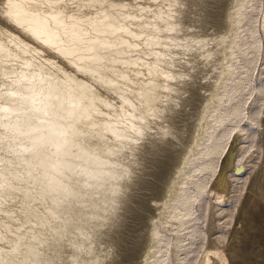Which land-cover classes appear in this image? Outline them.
<instances>
[{"label": "rangeland", "instance_id": "1", "mask_svg": "<svg viewBox=\"0 0 264 264\" xmlns=\"http://www.w3.org/2000/svg\"><path fill=\"white\" fill-rule=\"evenodd\" d=\"M52 1L57 2L54 4V11L60 8L59 11L62 10L63 13H61L64 15L73 13L92 18L88 22L92 24L91 26L86 22H80L78 26L85 29L86 37L89 38L88 34L94 37L93 40L90 35V45L85 44L89 40L87 38L83 46L85 49L82 50L80 47L85 54L79 55L86 56L83 62L75 61L76 64H74L69 57V54L77 48L74 41L72 47L66 49V54L59 52L58 48L55 50L54 47H50V50L44 49L45 58L48 57L54 62V64H47L42 54L39 55L35 49L30 50L26 45L31 44L28 40H32L31 35L25 34L22 28L23 31H20V28L17 30L15 25L13 27L15 21L12 13L5 10L2 5L0 6V44L11 50V45L13 46L14 43L8 35L4 34V30L13 32L20 40V50L16 53L15 59L21 57L24 60L29 58L35 61L21 65L20 67L28 68L25 71L23 68L16 67L13 59L9 60L8 64H4L5 57L0 56L3 60L1 62L0 59V139H2L0 140V177L6 172L3 176L9 175L10 180L15 178L14 182L11 180V183L14 189H18L17 191L10 189L13 191L12 196L8 191L10 197H5L3 203H0V222L4 221L8 225L10 223L12 230L15 227L14 233L5 236L4 248L6 246L15 248L17 244V248L23 247L25 251L22 252H26L27 247L36 245L35 240L38 238L37 243L41 240V244L38 243L40 250L31 256L26 255L27 264H143L149 247L150 255L147 256L148 260L145 264H157L160 255L162 259L160 262L174 264L172 247L175 243H179L181 248L186 247L179 249L178 252V259L183 264H264V0H245L248 9L239 29L242 37L239 44L240 50L244 51L253 41L257 42L258 48L255 51L248 50L246 52L248 56L244 54L245 59L243 54H238L236 61L230 63L231 76L222 94L225 102H223L224 105L219 103L215 105L213 115L228 113L234 108L232 105L237 104L236 106L240 107L238 117L240 119L232 118L222 126L218 124L222 129L219 136L222 138L221 146L219 152L217 151L218 154L211 158L214 167L204 171L196 170L202 163V161L198 162L201 156L193 163V166L186 168V165L191 150L197 144L196 141L202 139L205 142L202 133L207 126L204 120L209 113L208 109L206 113L205 107L210 101L208 98L216 82H220L219 70L225 64L222 48H226L228 41L225 40L230 38L227 35L232 22L229 13L235 1L216 0L218 2L212 8L210 5V11L206 15L196 8L204 0L196 3L192 9L191 7L186 10L180 8L179 12L182 13L170 12L173 16L179 14L177 20H180L181 25L179 22L177 25L181 26L178 27L180 31L177 32L175 28L173 33L176 31V34L171 32L170 36L168 32L160 33L164 41L158 48L150 46L152 51L147 50L150 48L148 43L141 42L143 45L146 43V46L139 43L144 36L146 38V35H143L146 33L132 25L135 18L131 17L136 16L137 13L139 15L142 11L144 13L143 8L152 9L155 6V0ZM165 5L159 3L157 6L169 11L171 8ZM49 6L44 9L45 6L40 4L39 8L47 12ZM122 8L127 11H122ZM137 8H141V11L136 10ZM193 8H196L197 12ZM100 13L106 16L104 18H109L107 27L110 30L106 34L102 33L103 30L98 28L99 26H93L95 21L97 24L103 19ZM194 13H197L198 17L191 15ZM123 14H126L129 19L126 20ZM201 25L203 30L196 31L201 29L199 27ZM158 28L161 31L164 24H160ZM95 29L103 35L100 36ZM137 31L143 33L142 40ZM52 34L58 35V32L54 31ZM173 35H177L176 38ZM178 35L184 37L181 38L182 42L181 40L179 42L183 46L181 48L177 45L173 49L171 47L175 46L173 43L179 38ZM222 37H225V40ZM92 40L96 46H93ZM95 40L100 44H97ZM123 45L127 46L126 49ZM212 45L218 49H214ZM187 46L193 48L192 53H185L188 51ZM88 49L89 52H87ZM169 51H172V55L175 54L172 60L173 58L177 60L172 61L174 63L169 62L171 61ZM206 53L209 56H203ZM92 55L94 59L90 58ZM94 55L99 56V60ZM155 55L158 58L161 57L159 59L161 62L155 61ZM58 60L71 70L65 69ZM179 61L180 63L182 61L181 65L178 64ZM175 62L179 69L181 68L180 73L177 71ZM158 63H162L160 69L163 73L156 76L153 72ZM172 64H175V70ZM141 66H144V70ZM172 68L173 72H171ZM111 70L120 72V80L115 82L117 78L112 79L114 77L109 75ZM132 70L135 72L137 70L138 73ZM68 71L71 72L67 73ZM165 73L168 76L162 75ZM73 75L76 78H72ZM68 78L71 79V84L66 83L65 80ZM183 79H186V82ZM78 82L84 85L81 87L83 91H79L74 84ZM174 85L177 86L175 93L170 90V87ZM101 87L104 95H107V100L101 101L103 97L96 93ZM56 89L61 90L54 91ZM232 89H238L235 96L225 97L226 93L231 92ZM260 89L262 93L258 92ZM171 94L175 96L174 100ZM68 95H72L70 98L73 101L67 99ZM181 95L183 96L180 97ZM178 98H184L181 100L182 105H179ZM82 100L83 102L86 100L84 103L88 104V108L95 106L91 109L97 113L93 112L90 120L85 118L86 112L77 108L78 104L75 102ZM88 110L90 111V108ZM101 114L104 116L102 117ZM112 115L116 118L109 121ZM210 122L209 119V124ZM211 123L213 124L214 121L212 120ZM52 126L55 127L54 133L59 138L69 137L68 141L74 144L73 153H69L70 149L63 153L62 146L57 147L56 144L51 146L45 140ZM109 128L111 132L106 133ZM220 128H215L216 132H219ZM152 130L156 131L152 132ZM28 138L35 144L34 147ZM91 140L93 143H89ZM142 141L145 142L144 146H141ZM39 148L42 152H36ZM81 152L84 153L85 159L77 155ZM32 153H35L36 157ZM30 158H34L33 162L35 159L39 161L33 164ZM39 158L42 160L46 158L48 164H43L47 161L44 159L42 164L45 166H40L42 160ZM207 158L203 159L209 161L210 159ZM63 161L66 162L63 163ZM59 164L63 169L59 167ZM69 164L72 165L70 173ZM115 172L119 174L115 175ZM34 174H36L35 177ZM44 176H51L50 181L46 183ZM16 178L20 180L17 181ZM173 180L175 183L188 186V190L185 189V191L192 197V202L188 205L190 217H184L188 223L186 222L184 227L178 230V222L173 218L174 214L170 212L169 218L164 217L159 222L157 226L159 237L151 246L150 231L154 228L153 225L151 227V218L158 212L155 209L157 203L169 196L166 189L170 186L168 183ZM2 183L6 182L2 181ZM196 183L203 184V190L199 194L198 189L194 187ZM61 187L64 188V192ZM65 187L70 188L69 195L66 194L68 192ZM49 191L51 195L48 194ZM44 192L45 196L48 195L46 200L39 198L41 197L39 194L44 195ZM60 192L62 195L59 194ZM74 201L79 203L75 206ZM172 206L178 219L182 218L185 214V206L182 208L178 203H173L170 207ZM28 207L42 212L41 214H47L48 217L51 216L54 223L50 221V218L41 215L44 219L35 217V224L38 225L39 222L38 227L32 224L34 221L29 220H34L35 218L31 217L36 213L30 214L31 219L28 218L29 213H26ZM29 212L31 213V210ZM15 213L20 214L21 218L18 222L22 225L15 224L18 227L13 225ZM95 213H99L98 216ZM42 220L44 222L48 220L52 225L47 222L45 224L50 227L48 228L47 225L45 227L42 225L44 224ZM29 222L31 224H27L26 227V223ZM31 225L34 226L29 235L35 236H27L26 241L22 240L24 242L19 243L15 234L21 232V227L29 229ZM35 227L37 228L34 229ZM34 230L38 231L37 234L40 233L39 236L33 233ZM41 230L42 235H45L43 238L47 237L44 241ZM53 236L56 238L55 242L52 240ZM175 236L179 239L174 242ZM34 238L36 239L33 240ZM159 247L162 248V252ZM154 249H156L155 253L152 252ZM3 252L5 253V250ZM22 252L18 255L17 252L8 253L6 256L17 264L21 262ZM0 256L4 254L1 253ZM179 260H176V263Z\"/></svg>", "mask_w": 264, "mask_h": 264}, {"label": "bare ground", "instance_id": "2", "mask_svg": "<svg viewBox=\"0 0 264 264\" xmlns=\"http://www.w3.org/2000/svg\"><path fill=\"white\" fill-rule=\"evenodd\" d=\"M49 1H50V3H49ZM52 0H2L1 2H0V6L2 5L3 6V8L5 9V10H7L9 13H12V15H13V18H14V21H15V23L13 24V27H14V25H15V27H16V29L17 30H19V28H20V31L23 29V30H25V34H27V35H31V37H32V40H30V39H28L29 41H31V44H26L28 47H29V49L30 50H32V49H35L36 51H37V53L40 55V54H44V49L46 50V49H49L50 47H54L55 48V50H56V48H58V49H60V51L59 52H63V53H67L66 52V49L68 48V47H72V43L75 41V44L77 45V48L75 49V51H73L71 54H69V57H70V59H72L73 61H74V64H76L75 63V61H77V62H83L86 58V56H80L79 54L80 53H84V52H82V50L83 49H85L83 46H84V43L87 41V38L88 37H86L87 36V34H86V31H85V29H81L80 27H78L80 24V22H86L87 24H88V22H90L89 20H92V18H87L86 16H79V15H76V14H73V13H70V14H67V15H64V14H62L63 12H62V10L61 11H59L60 10V8H58L57 10L58 11H54V4L55 3H57V2H54V1H52ZM156 1V2H155ZM154 2H155V6H153V8L152 9H150V8H143V9H145V12L143 13V11L142 12H140V16L138 15V13H137V15L135 16V15H132V17L131 18H135L134 19V24H132L133 26L135 25L136 27H138V28H141V30H143L142 32L143 33H146V34H143V35H146V38H145V36H144V38H145V40H144V38L142 37V34L139 32V31H137V32H139L140 34H139V36H140V39L142 40V38H143V40L142 41H140L139 43H141V42H146V43H148L149 44V46L148 47H159V46H161L162 45V43H163V41L164 40H162V38L163 37H161L162 36V34H164V32H168V35L169 34H172L173 33V31L175 30V28H176V30H178V27H179V25H181L180 24V20L178 21L177 19V16L179 15H175V16H173V15H170V12H175V11H178V13H182V12H179L180 11V8H185V10L186 9H189L190 7H191V9H192V7L196 4V3H199V1H201V0H155ZM198 1V2H197ZM235 2L233 3V5H231V13H229L230 14V16H231V21L232 22H230V25H231V29H229V33L227 34V35H229V40H225L224 38L225 37H227V36H225L223 39L225 40V41H228V43L227 42H225V43H227V46H225L226 48H222L223 49V59L225 60V64H220V65H222V67H220V76H221V78L219 79V83H217L216 82V85H215V87H214V89L212 90L213 92H211V95H210V97L208 98V100L210 99V101H208L207 102V105H206V113H207V109H208V111H209V113H208V117H206L205 118V124H207V126L205 127V131H203V133H202V136L203 137H205V142H203L202 141V139H198L196 142H197V144H196V146L194 147V149L193 150H191V153H190V157L188 158L189 160H188V163H187V165H186V168H189V167H191V166H193V163L194 162H196V160L199 158V156H201L200 158H201V160L200 161H198V162H201L202 161V163H201V165L200 166H197V168L198 169H196L197 171L198 170H207L208 168H209V170H210V168H212V167H214L213 166V162H212V156L213 155H216V154H218V150H219V148H220V146H221V144H220V140H222V138H220L219 136H220V132L222 131V129L220 128V126H222L225 122H228V120H230V119H236V120H238V119H240V118H238L239 116H240V107L239 106H233L232 105V107H234V108H232L231 106V110H230V112H225V113H223V114H220V115H216V116H214L213 114H214V109H215V105H217L218 103H219V105H224L223 104V102H225V101H223V95L222 94H224V90H225V87H226V84H227V82H229L228 81V79L230 78V74H231V71H232V65L230 64V63H232L233 61H236V59L238 58V54H246V52H248V50H253L254 49V51H255V49H257L258 48V45H257V42L256 41H253V43H251V44H249V47H247V48H245L244 49V51H241L240 50V43H241V41H242V37H241V33H239V29L241 28V24H242V21L244 20V18L246 17V11H247V9H248V7H247V3H245V0H234ZM98 2V1H97ZM218 1H216V0H204V2L203 3H199L198 4V6H196V8H198V10L200 11V13H203L204 12V14L206 15V13L207 12H209L210 11V5H212L211 6V8L213 7V6H215L216 5V3H217ZM45 3H49V4H45ZM53 3V4H52ZM156 3H160V4H166L165 6L166 7H169V8H171V9H169V11H166V10H164L165 8H162V7H159V6H157L158 4H156ZM40 4H42V6H45V8L44 9H46L47 8V6L48 5H50L49 7L51 8V10H50V8H48V10L49 11H47V12H44L41 8H39V5ZM59 4H60V1H59ZM53 5V6H52ZM56 5H58V4H56ZM141 5V4H140ZM127 6H128V4H127ZM138 6V5H137ZM136 6V7H137ZM139 7V6H138ZM189 7V8H188ZM56 8V7H55ZM121 8V7H120ZM127 8V7H126ZM179 10H178V9ZM196 8H193V9H195L196 10ZM129 9V8H128ZM141 8H137L136 10H140ZM175 9H177V10H175ZM123 10H126L125 8H122V11ZM130 10V9H129ZM183 10V9H182ZM228 10V9H227ZM65 11V10H64ZM119 11H121V9L119 10ZM122 11H121V14H122ZM127 11V10H126ZM141 11V10H140ZM198 11V12H199ZM40 12V13H39ZM62 12V13H61ZM89 12H91V10L89 11ZM98 12V11H97ZM192 12V11H191ZM191 12H189V13H191ZM194 12V11H193ZM192 12V13H193ZM196 12H197V10H196ZM230 12V11H229ZM66 13V12H65ZM96 13V12H95ZM94 12H93V14H95ZM177 13V12H176ZM228 13V12H227ZM89 14H91V13H89ZM97 14V13H96ZM101 14V13H100ZM127 14H129V13H127ZM171 14H173V13H171ZM197 13H194V15L193 14H191L192 16H195ZM229 14H227V16H229ZM102 15V14H101ZM100 15V16H101ZM123 15H125V19L126 20H128L129 19V17H126V14H123ZM182 15V14H181ZM180 15V16H181ZM190 15V16H191ZM198 15V14H197ZM195 16V18L196 17H198V16ZM103 16V19H102V17H100L101 19H99V20H101V21H98L97 22V24H96V21H95V25H93V26H99L98 28H100V29H102L103 31H102V33H104L105 32V34H106V32L107 31H109L110 30V28H108L107 27V19H109V18H104V17H106V16H104V15H102ZM122 16V15H121ZM127 16H129V15H127ZM139 16V17H138ZM98 17H99V15H98ZM112 17V16H111ZM123 17V16H122ZM156 17V18H155ZM182 17V16H181ZM226 17V16H225ZM95 18H96V15H95ZM124 18V17H123ZM128 18V19H127ZM180 18V17H179ZM193 19V18H192ZM225 19V18H224ZM227 19V18H226ZM96 20H98V18L96 19ZM131 20V19H130ZM93 21H94V19H93ZM93 21H92V23H93ZM110 21V20H109ZM164 21V22H163ZM226 21V20H225ZM113 22V21H112ZM129 22H131V21H129ZM178 22H179V25H177L178 24ZM132 23H133V20H132ZM186 23V22H185ZM112 24H114V22L112 23ZM160 24H164V28L160 31V29L158 28V26L160 25ZM89 26H91L92 24H88ZM186 25H188V24H186ZM223 25H225V24H223ZM81 26H82V24H81ZM87 26V25H86ZM85 26V27H86ZM134 26V27H135ZM245 26V25H244ZM5 27V26H4ZM88 27V26H87ZM104 27H106V29L104 30ZM135 27V28H136ZM181 27V26H180ZM179 27V28H180ZM201 29H196V31H198V30H200V31H202L203 30V26L201 25V26H199ZM198 27V28H199ZM22 28V29H21ZM95 28V27H94ZM98 28H96V29H98ZM137 28V29H138ZM263 28H264V25H263ZM14 29V28H13ZM87 29V28H86ZM95 29V30H96ZM184 29V28H183ZM22 30V31H23ZM88 30H90V29H88ZM139 30V29H138ZM185 30V29H184ZM195 30V29H194ZM58 32V35H53L52 33L53 32ZM97 31V33H98V30H96ZM96 31H95V33H96ZM180 30H178L177 32H179ZM199 31V32H200ZM4 34H6V35H8V37H9V39L14 43L13 44V46L11 45V50H9L8 48H6V47H3L1 44H0V52H1V57H5V59H4V61L1 59V62L3 61V63L4 64H8V61L9 60H15V62H16V67H20L21 65H23V64H25V63H30V62H35L34 60H31V59H29V58H25L26 60H24V59H21V57L20 58H18L17 57V59H15V57H16V53H18V51L20 50L19 49V47H20V40H19V38H18V36L16 35V34H14L13 32H10V31H8V30H4ZM172 32V33H171ZM176 32V31H175ZM174 32V33H175ZM100 33V32H99ZM98 33V34H99ZM102 33H100V36L101 35H103ZM160 33H162V34H160ZM173 33V34H174ZM176 34V33H175ZM180 34V33H179ZM182 34V33H181ZM180 34V35H181ZM51 35V37L49 38V36ZM53 35V36H52ZM89 35V40H88V42L87 43H85L86 45H88L89 44V41H90V39L93 37L91 34H88ZM90 35H91V38H90ZM95 35H97V34H95ZM208 35V34H207ZM166 36H167V34H166ZM170 36V35H169ZM175 35H173V37H174ZM177 36V35H176ZM176 36H175V38H176ZM179 36V35H178ZM185 36V35H184ZM97 37H98V35H97ZM142 37V38H141ZM161 37V38H160ZM183 36H179V38H177V40L175 39V38H173V40L175 39L176 41L174 42V41H172V39H171V41L172 42H174L173 43V45H175L174 47L172 46L171 48H173V49H175L176 47H177V45L179 46V47H181L182 48V44H180L179 42H180V40H181V38H182ZM101 38V37H100ZM184 38V37H183ZM218 37H216V39H217ZM222 38H221V40H222ZM93 40H94V37L92 38ZM98 39V38H97ZM165 39V38H164ZM169 39V38H168ZM220 39V38H219ZM93 40H92V44H94L93 46H96L95 44L96 43H93ZM136 41L138 40V39H135ZM166 40H167V38H166ZM170 40V39H169ZM183 40V39H182ZM182 40H181V42H182ZM95 41H97V40H95ZM94 41V42H95ZM134 41V40H133ZM132 41V42H133ZM217 41H219V40H217ZM220 42H222V41H220ZM219 42V43H220ZM100 44V42H98L97 41V44ZM144 44L145 46L147 45V44ZM169 43H171V42H169ZM218 43V44H219ZM223 43H224V41H223ZM102 44H104L103 42H102ZM142 44V43H141ZM164 44H165V42H164ZM15 45V46H14ZM85 45V46H86ZM90 45V44H89ZM132 45V44H131ZM135 45V44H134ZM143 45V44H142ZM143 45V46H144ZM181 45V46H180ZM216 45V44H215ZM225 45V44H224ZM124 46V45H123ZM163 46H165V45H163ZM213 47H214V45H212ZM220 46H222V44L220 45ZM220 46H219V48H220ZM80 47H82L81 49L82 50H80ZM87 47V46H86ZM99 47H101V46H99ZM98 47V48H99ZM125 47V46H124ZM127 47V46H126ZM126 47L124 48V49H126ZM132 47H133V45H132ZM132 47H130V49L132 48ZM151 47L149 48V49H147L148 51H152V49H151ZM166 47V46H165ZM218 47V46H217ZM88 48V47H87ZM86 48V49H87ZM144 48V47H143ZM147 48V47H146ZM163 48V47H162ZM170 48V49H171ZM187 48H188V46H187ZM216 47H214V49H215ZM92 49V48H91ZM128 49V48H127ZM134 49V48H133ZM145 49V48H144ZM164 49V48H163ZM173 49H171V50H173ZM192 49L193 48H188V51L187 52H185L186 54L187 53H192L191 51H192ZM210 49V48H209ZM216 49H218V48H216ZM50 50V49H49ZM132 50V49H131ZM146 50V49H145ZM146 50V51H147ZM195 50V49H194ZM212 50H213V48H212ZM219 50H221V48L219 49ZM87 51V50H86ZM90 50L88 49V51L87 52H89ZM92 52H94L93 50H91ZM155 51V50H154ZM181 51V50H180ZM59 52H58V54H59ZM172 52V51H171ZM171 52L169 51V57H170V60L171 61H169L168 59H166V60H168L169 62H172V61H176L177 59H175V58H173V60H172V57L175 55V54H171ZM158 53V52H157ZM165 53V52H164ZM167 53V52H166ZM194 53V52H193ZM215 53V52H214ZM85 54V53H84ZM156 54V53H155ZM163 54V53H162ZM220 54V53H219ZM41 55V56H42ZM45 55H48V54H45ZM157 55H159V54H157ZM207 55V53L204 55L203 54V56H206ZM216 55V54H215ZM243 55H242V57H243ZM247 55V54H246ZM31 56V55H30ZM29 56V57H30ZM44 56V55H43ZM95 56V55H94ZM160 56H161V54H160ZM159 56V57H160ZM167 56V55H166ZM186 56V55H185ZM192 56V55H191ZM207 56H209V55H207ZM248 56V55H247ZM72 57V58H71ZM97 57V58H96ZM193 57V56H192ZM200 57V56H199ZM22 58H24V57H22ZM42 58H44L45 60H46V62H47V64H54V62H52L51 61V59H49L48 57L47 58H45V56L44 57H42ZM90 58H92V59H94L93 58V55H92V57L90 56ZM89 58V59H90ZM95 58L96 59H98V58H100L99 56H95ZM156 60H155V59ZM154 60L156 61V62H159L160 60V58H158V56H154ZM194 58V57H193ZM192 58V59H193ZM246 58V56L244 55V59ZM95 59V60H96ZM158 59V60H157ZM175 59V60H174ZM202 59V58H201ZM221 59V58H220ZM222 59V60H223ZM83 60V61H82ZM99 60V59H98ZM98 60H96V61H98ZM162 60V59H161ZM164 60H165V58H164ZM248 60V59H247ZM71 61V60H70ZM73 61H71L72 63H73ZM95 61V62H96ZM154 61V62H155ZM188 61V60H187ZM193 61H194V59H193ZM198 61V60H197ZM200 61V60H199ZM203 61V60H202ZM221 61V60H220ZM88 62H90V61H88ZM121 62V61H120ZM161 62V61H160ZM164 62V61H163ZM162 62V63H163ZM223 62V61H222ZM58 63L59 64H62V66L65 68V69H69V70H71L66 64H64V63H62V61H59L58 60ZM124 63V62H123ZM142 63V62H141ZM162 63H158V64H156L155 65V70H154V74H156V76L159 74H161V73H163V70H161L160 69V67L162 68V66H160ZM172 63H174V62H172ZM176 63V62H175ZM195 63V62H194ZM208 63V62H207ZM218 63V62H217ZM86 64V63H85ZM89 64V63H88ZM87 64V65H88ZM121 64V63H120ZM178 64H182V61H181V63H180V61H179V63ZM209 64V63H208ZM94 65V64H93ZM165 65V64H164ZM170 65H171V63H170ZM173 66L175 65V64H172ZM197 65V64H196ZM85 66V65H84ZM167 66H168V64H167ZM176 67H178L177 66V63H176V65H175ZM175 66H174V70H175ZM125 67V66H124ZM142 68H140V69H142V70H144V66H141ZM166 67V66H165ZM183 67V66H182ZM219 67V66H218ZM20 68H23L25 71H26V69H28L27 67H25V66H23V67H20ZM91 68H92V66H91ZM171 68V67H170ZM202 68V67H201ZM138 70L139 72L141 71V70ZM178 69V70H177ZM176 70L180 73V69H179V67L177 68ZM230 69H231V71H230ZM173 70V68L171 69V72H173L172 71ZM185 70V69H184ZM14 71H16V70H14ZM30 71V70H29ZM133 71V70H132ZM166 71V70H165ZM213 71V70H212ZM31 72V71H30ZM69 72H71V71H68L67 73H69ZM73 72V71H72ZM133 72H135V70L133 71ZM136 72H137V70H136ZM135 72V73H136ZM29 73V72H28ZM74 73V72H73ZM138 73V72H137ZM177 72H175V74H176ZM182 74V73H181ZM33 75H35V73L33 74ZM76 75V74H75ZM75 75H73L72 76V78H76V76ZM109 75H111L112 77H114V78H112V79H116L115 80V82L117 81V80H120V72H115V71H112L111 70V73L109 74ZM134 75V74H133ZM163 76L165 75V76H168V74L166 75V73L165 74H162ZM161 75V76H162ZM185 75H186V73H185ZM38 76V75H37ZM155 76V75H154ZM177 76H179V75H177ZM211 76V75H210ZM212 77V76H211ZM40 78V77H39ZM64 78H65V76H64ZM178 78H180V76L178 77ZM181 78H183V77H181ZM185 78V77H184ZM187 79V78H186ZM185 79V80H186ZM178 80V79H177ZM180 81H181V79H179ZM178 80V81H179ZM184 80V79H183ZM183 80H182V82H183ZM184 80V81H185ZM191 80V79H190ZM66 81V83H69V84H71V79H66L65 80ZM177 81V82H178ZM113 82V81H112ZM127 82V81H126ZM176 82V83H177ZM186 82V81H185ZM76 86H77V88H78V90L79 91H83L82 90V88L81 87H84V85L80 82H78V83H74ZM179 84H181V83H179ZM185 84V83H184ZM106 86V85H105ZM177 87V86H176ZM175 87V85L173 86V87H170L169 89L172 91V92H174L176 89ZM110 88V87H109ZM189 88V87H188ZM84 89V88H83ZM102 87H101V89H99L98 91H96V93L97 94H99L101 97H103L102 99H101V101L103 100V99H106L107 98V95L105 94L104 95V93L102 92ZM104 89H106V88H104ZM159 89V88H158ZM183 89H185V88H183ZM57 90H61V89H56V90H54V91H57ZM162 90H163V88H162ZM162 90H161V92H162ZM168 90V89H167ZM170 90H168L169 92H170ZM189 90V89H188ZM238 89H232V91L231 92H227L226 93V95H225V97L227 96H229L230 95V97H232L235 93H237L238 91H237ZM104 91V90H103ZM111 91V90H110ZM164 91H166V89L164 88ZM177 91V90H176ZM182 91V90H181ZM237 91V92H236ZM123 92V91H122ZM168 92V93H169ZM178 92H179V90H178ZM184 92V91H183ZM188 92V91H187ZM190 92V91H189ZM259 93H262V89H260L259 91H258ZM112 93V92H111ZM167 93V92H166ZM175 93V92H174ZM173 93V94H174ZM191 93V92H190ZM230 93V94H229ZM110 94V92H108V96H110L109 95ZM124 94V93H123ZM164 95H165V93H164ZM172 95V94H171ZM184 95V94H183ZM183 95H181L180 97H182ZM173 96V95H172ZM235 96V95H234ZM70 97H72V95H68V97H67V99L69 100V101H73ZM101 97H98V98H101ZM141 98L143 99V96H141ZM174 98H175V96H173V100H174ZM114 99H115V97H114ZM180 98H178V100H179ZM182 99H184V98H182ZM182 99H180L179 100V102H180V104L179 105H182L181 104V100ZM226 99V98H225ZM224 99V100H225ZM107 100V99H106ZM124 100V99H123ZM86 101V100H85ZM84 101V102H85ZM105 101V100H104ZM103 101V102H104ZM115 101H117V100H115ZM75 102V101H74ZM83 102V100L82 101H80V102H75V103H77L78 104V107L77 108H81L82 109V111L83 112H86V115H85V118L86 119H88V120H90L91 119V116L93 115V112H94V114L95 113H97V111L95 112L93 109H91V108H95V106H90L89 108H90V111L88 110L89 108L87 107V105L85 104ZM107 102V101H106ZM174 102V101H173ZM115 104V103H114ZM111 106H113V104H110ZM184 105V104H183ZM239 105V104H238ZM178 106V105H177ZM176 106V107H177ZM86 107V108H85ZM114 107V106H113ZM179 107V106H178ZM84 108V109H83ZM186 108V107H185ZM130 109V108H129ZM133 110V109H132ZM161 110V109H160ZM159 110V111H160ZM107 111H109V110H107ZM106 111V112H107ZM129 111V110H128ZM126 113V112H125ZM55 114H56V112H55ZM54 114V115H55ZM102 115V117L104 116V114H101ZM115 115V114H114ZM127 115V114H126ZM126 115H125V117H126ZM129 115V114H128ZM118 116V115H117ZM108 117V116H107ZM106 117V118H107ZM129 117V116H128ZM109 118H111V117H109ZM108 118V119H109ZM113 118H116V116L114 117L113 115H112V119H109V121H111V120H113ZM209 119L211 120V122H212V120L214 121V123L212 124L211 122H210V124H209ZM106 120V119H105ZM240 122V121H239ZM140 123H142V122H140ZM148 123H150V122H148ZM143 124H144V122H143ZM218 124L220 125V126H218ZM109 124H107V126H108ZM179 126V125H178ZM184 127V126H183ZM155 128V127H154ZM212 128H214L213 130H212ZM215 128H220V130H219V132H216V130L217 129H215ZM56 131V129H55V127H53L52 126V128H51V130L49 131V136H47V137H45V140L49 143V145H51V146H53L54 144H56L57 145V147L58 146H62V152L63 153H66V151L65 150H67V149H70V151H69V153H73V151H72V147H73V143L72 142H70V141H68V139H69V137L68 136H63L62 138H59L54 132ZM108 131L109 132H111L110 131V128L106 131V133H108ZM114 131V130H113ZM153 131H156V130H152V132ZM158 132H160V131H158ZM239 132V131H238ZM156 133V132H155ZM154 133V134H155ZM129 134V133H128ZM15 135V134H14ZM127 135V134H126ZM120 137V136H119ZM127 137V136H126ZM198 137H200V136H198ZM31 138V137H30ZM128 138V137H127ZM158 138V137H157ZM29 139V138H28ZM0 140H2V139H0ZM70 140V139H69ZM154 140H157V139H154ZM159 140H161V138L159 139ZM4 141V140H3ZM27 141V140H26ZM30 141H32V140H30L29 139V142ZM206 141H208L207 143H206ZM10 142V141H9ZM16 142V141H15ZM201 142V143H200ZM219 142V143H218ZM26 143V142H25ZM31 143V145L34 147L35 146V144L33 143V142H30ZM29 143V144H30ZM34 145H33V144ZM89 143H93V141L91 140ZM142 144H141V146L143 145H145V142L144 141H142L141 142ZM17 144V143H16ZM24 144V143H23ZM27 144V143H26ZM18 146H19V144H17ZM21 145V144H20ZM25 145V144H24ZM15 146V145H14ZM170 146V145H169ZM202 146V147H201ZM36 148V147H35ZM86 149V148H85ZM190 150V149H189ZM36 151V150H35ZM218 151V152H217ZM221 151V150H220ZM36 152H42V149L41 148H39V149H37V151ZM110 153V152H109ZM87 154V153H86ZM30 156H31V154H29ZM32 155L34 156L35 155V157H36V154L34 153H32ZM38 155V154H37ZM77 155H80V156H82L84 159H85V156H84V153L83 152H81V153H77ZM30 156H28V157H30ZM211 156V157H210ZM34 157V158H35ZM209 158L210 160L208 161H206L205 159H203V158ZM33 158V159H34ZM38 158V157H37ZM207 158V159H208ZM31 159V158H30ZM33 159H31L32 161V163L34 164L35 163V161H39V160H34V162H33ZM39 159H41V158H39ZM44 159H46V158H43V160ZM93 159H95V158H93ZM92 159V160H93ZM42 160V159H41ZM40 160V161H41ZM43 160H42V162L40 163L41 165L40 166H45V165H43V164H46L47 162H48V160L45 162V163H43ZM66 161H63V163H65ZM39 163H37L38 165H39ZM43 163V164H42ZM60 163V162H59ZM62 163V162H61ZM60 163V164H61ZM62 163V164H63ZM69 162H67V164H68ZM36 164V165H37ZM48 164V163H47ZM58 164V163H57ZM56 164V165H57ZM60 164H59V167L60 168H62L61 166H60ZM199 164V163H198ZM64 165V164H63ZM66 165V164H65ZM69 165H71V164H69ZM68 165V169H69V173H70V168L72 167V165L71 166H69ZM55 166V165H54ZM196 166V165H195ZM56 167H58V166H56ZM64 167V166H63ZM75 168V167H74ZM74 168H72V170L74 169ZM57 169V168H56ZM63 169V168H62ZM64 169H65V167H64ZM77 169V168H76ZM191 169V168H190ZM190 169H189V171H190ZM193 169V168H192ZM58 170V169H57ZM58 171H60V170H58ZM61 171H63V170H61ZM77 171V170H76ZM184 171H186V170H184ZM192 171V170H191ZM183 172V171H182ZM193 172V171H192ZM1 173V172H0ZM4 173H6V172H4ZM4 173H3V175H4ZM189 173V172H188ZM194 173V172H193ZM117 174H119L118 172H115V175H117ZM184 174V173H183ZM2 175V176H3ZM14 176H16L15 174H13ZM35 175L36 174H34V177H35ZM191 175V174H190ZM193 175V174H192ZM0 177V178H3L4 177V179H0L1 181V183H0V203H3V201H4V199H5V197H10V195H9V192L8 191H10V193H11V196H12V190H10V189H14L13 188V185H12V181L11 180H13V182H14V180H15V178H13V179H11L10 180V178L8 179V177H9V175H8V177H7V174L5 175V176H3V177ZM16 177H18V176H16ZM38 177V176H37ZM193 177V176H192ZM191 177V178H192ZM44 179H45V182L46 181H50V178H51V176H44L43 177ZM190 178V179H191ZM17 179V178H16ZM19 180H20V178H18ZM18 179H17V181H18ZM34 179V178H33ZM40 179H42V178H40ZM7 180V181H6ZM10 180V181H9ZM2 181H5L6 183H2ZM202 181V180H201ZM182 182V181H181ZM199 182V181H198ZM43 183H44V181H43ZM47 183V182H46ZM50 184V183H49ZM170 184V186H169V188L168 189H166V190H168L167 191V195H169V196H166L160 203H157V205H156V211H158V212H156V214L151 218V227H152V225H153V229L150 231V239H151V243H150V245L151 246H153L152 244H154L155 242H156V240H158V232H157V226H158V224H159V222H161V220H163L164 219V217L166 218H169V214H170V212H172L173 214H174V216H173V218H175L176 220H177V222H178V230L179 229H181V228H183L184 227V225H185V223L187 222L188 223V220L186 221L185 219H184V217H187V216H189V214H190V212H189V207H188V205L189 204H191V202H192V197L189 195V193H187L186 191H185V189H187L188 190V186L187 185H181V184H179V183H175V181L173 180V181H171V183H168V185ZM191 184V183H190ZM5 185H7V188L5 189L3 186H5ZM194 187H196V189H198V194H199V192H201L202 190H203V184L202 183H196V184H194ZM56 188H57V186H56ZM58 188H60V187H58ZM62 188V187H61ZM66 188V187H65ZM41 189V188H40ZM45 189V188H44ZM63 189V192H64V188H62ZM61 189V190H62ZM67 189V188H66ZM59 190V189H58ZM1 191H4V192H8L6 195L4 194V192L2 193ZM70 192V188L69 189H67L66 190V192ZM58 192V191H57ZM62 192V193H63ZM65 192V193H66ZM69 192L68 193H66L67 195H69ZM42 193V192H41ZM64 193V194H65ZM72 193V192H71ZM15 194V192L13 193V195ZM59 194H61V192L59 193ZM64 194H63V196H64ZM62 195V194H61ZM201 195V194H200ZM39 196H41V197H39V198H41V199H44V200H46V198H47V196H45V192H44V195L43 194H39ZM45 196V197H44ZM66 196V195H65ZM198 196V195H197ZM48 201V200H47ZM75 203H76V201H74ZM194 202V201H193ZM77 203H79L78 201H77ZM77 203L75 204V206L77 205ZM173 203H178V204H181V207L183 206H185V214L183 215V217L182 218H180V219H178V217H177V214H175L174 213V209H173V206H172V208L170 207ZM54 204V203H53ZM171 204V205H170ZM71 205V204H70ZM168 205H170V206H168ZM72 206H74V204L72 203ZM177 206H179V205H177ZM180 207V206H179ZM182 207V208H183ZM175 208V207H174ZM27 209V208H26ZM70 209V208H69ZM24 210V209H23ZM31 210V213L29 212V211ZM28 212L26 211V213H29V214H27V215H29V217L28 216H24L25 218H30V214H32V213H38L37 215L35 214V216H32L31 218H42V219H44V217H42V216H45V218L47 217V218H50V221L51 222H53L54 223V219L52 220L51 219V216L50 217H48V215L47 214H41L42 212H40V211H38V210H32V209H30L29 207H28ZM192 210V209H191ZM20 211V210H19ZM19 211H17V213H19ZM33 211V212H32ZM100 210H98V212H99ZM20 213H21V211H20ZM25 213V214H26ZM23 214H24V212H23ZM96 214V213H95ZM97 214H99V213H97ZM96 214V216H98ZM14 216V226H16V227H18V225H15V224H18V223H20L21 224V222H18L21 218H20V214H13ZM42 215V216H41ZM169 215V216H168ZM100 216V215H99ZM23 217V218H24ZM190 217V216H189ZM22 218V219H23ZM24 218V219H25ZM30 218V219H31ZM36 218L34 219V220H29L30 222H32V221H34L32 224H34V225H36L35 224V221H36ZM52 218H54V217H52ZM159 218V219H158ZM166 218V219H167ZM172 218V217H171ZM172 218V219H173ZM24 219H23V222L22 223H24ZM40 219L38 220V221H40ZM158 219V220H157ZM190 219V218H189ZM49 220V219H48ZM48 220H46V222H44L43 220V222H44V224L45 223H47L48 222ZM157 220V221H156ZM174 220V219H173ZM176 220H175V222H176ZM191 220V219H190ZM41 221V222H42ZM156 221V222H155ZM165 221V220H164ZM25 222H26V220H25ZM26 223V227H27V224H31V223ZM41 222H40V225H41ZM51 222H48L50 225H52L51 224ZM58 222V221H57ZM163 222V221H162ZM37 223V222H36ZM164 223V222H163ZM19 224V225H20ZM38 225H39V222L37 223ZM43 223H42V225L43 226H45L46 227V225L47 224H45L44 225ZM22 225V224H21ZM24 225V224H23ZM34 225H31V227H29V229L28 228H24V227H21L20 229V231L21 232H19V234H15L16 236V239H17V241H19V243H20V241H21V243L22 242H24V241H26V238H28L29 236L31 237V236H33L32 234L31 235H29L33 230V227L32 226H34ZM38 225H36L37 227H38ZM50 225L48 226V228L50 227ZM25 226V225H24ZM43 226H41L42 228H43ZM37 227H35L34 229H36ZM40 227V228H41ZM190 227V226H189ZM14 229H15V227H13ZM39 228V229H40ZM14 229L12 230V225H10V223H9V225H8V223L6 224V223H4V221L2 222H0V255H1V253H3L4 254V256H0V264H15V262H13L12 260H10L9 259V257H7L6 256V254H11V253H13V252H17V255H18V253H20V252H22V251H25V250H23L24 248L22 247V248H17L18 247V245L16 244V246L17 247H15V245H14V247L15 248H10L9 246H6L5 248H4V243H5V236L6 235H8V234H11V233H14ZM47 229V228H46ZM23 230V231H22ZM38 230V229H37ZM18 231H19V229H18ZM17 231V232H18ZM38 231H40V230H38ZM38 231H36L35 232V230H34V232L33 233H35V234H37L38 233ZM16 232V231H15ZM47 233H48V230L46 231ZM46 232H45V234H46ZM176 232V231H175ZM195 233V232H194ZM40 234V233H39ZM39 234H37L38 236H39ZM43 233H42V230H41V235H42ZM179 234H181V233H179ZM178 234V235H179ZM183 234V233H182ZM193 234V233H192ZM11 237H14L13 235H10ZM28 236V237H27ZM35 236V235H34ZM33 236V237H34ZM43 236H45V235H42V240L44 241L47 237H44L43 238ZM184 236V235H183ZM11 237H7L8 239L9 238H11ZM32 237V238H33ZM162 237V236H161ZM180 237V236H179ZM185 237V236H184ZM6 238V239H7ZM37 238V237H36ZM36 238H34L33 240H35ZM40 238V237H39ZM38 239V238H37ZM35 240L36 242V245L35 244H33V246L31 247V248H29V247H27L26 249V252H22V254H23V257L22 258H20V261L21 262H19V263H17V264H27V260H26V255H28L29 253H32V254H34L35 252H38L39 250H40V245H38V243H40V241L41 240H39V242L37 243V241L38 240ZM179 238H178V236H175V238L173 239L174 240V242L175 241H177ZM22 240H24V241H22ZM181 240H182V238H181ZM8 241V240H7ZM188 241V240H187ZM173 242V243H174ZM179 242H181V241H179ZM183 242V241H182ZM18 243V244H19ZM170 243V242H169ZM172 243V242H171ZM41 244V243H40ZM179 243H175L174 245H173V247H172V249H173V251H172V253H173V255H174V257H175V263H176V260H179L178 259V252L180 251L179 249H183V248H181L179 245H178ZM21 245V244H20ZM180 245H183V244H181L180 243ZM22 246V245H21ZM156 245H154V247H155ZM162 246V245H161ZM164 247V246H163ZM29 248V249H28ZM161 250H160V252H162V248L161 247H159ZM186 248V247H185ZM184 248V249H185ZM3 250H5V253L3 252ZM33 250H34V252H33ZM149 250H151V249H149V247H148V252H147V254H146V257H145V259H144V261H143V264H145L146 262H147V260H148V255H150L149 254ZM155 250L156 249H154V251H152V252H154L155 253ZM151 252V253H152ZM159 252V251H158ZM164 252V251H163ZM157 253V252H156ZM161 254H163V253H161ZM186 254V253H185ZM188 254V253H187ZM13 255H15V254H13ZM153 255V254H152ZM155 255V254H154ZM153 255V256H154ZM160 255V254H159ZM163 255H165V254H163ZM162 255V256H163ZM29 256H31V255H29ZM158 256V255H157ZM28 257V256H27ZM152 257V256H151ZM160 257V258H159ZM157 259V264L158 263H160V264H167V263H162V262H160V259H161V255L159 256ZM176 257H177V259H176ZM29 259V258H28ZM150 260V259H149ZM162 260V259H161ZM164 262V261H163ZM184 262V261H183ZM174 263V264H175ZM176 264H183L182 263V261H177V263Z\"/></svg>", "mask_w": 264, "mask_h": 264}, {"label": "snow or ice", "instance_id": "3", "mask_svg": "<svg viewBox=\"0 0 264 264\" xmlns=\"http://www.w3.org/2000/svg\"><path fill=\"white\" fill-rule=\"evenodd\" d=\"M5 189L7 188V185H5V186H3ZM18 189H13V191H17ZM54 191V190H53ZM49 195H51V191H49V193H48ZM30 207V206H29ZM52 240H53V242H55L56 241V238H55V236H53L52 237ZM33 252H34V250H33ZM28 255H32V253H29Z\"/></svg>", "mask_w": 264, "mask_h": 264}]
</instances>
